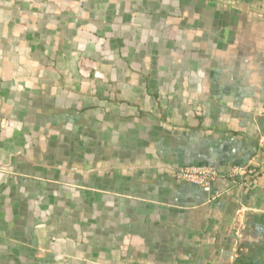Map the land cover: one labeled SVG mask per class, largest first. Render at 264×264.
<instances>
[{
  "label": "crops",
  "instance_id": "crops-1",
  "mask_svg": "<svg viewBox=\"0 0 264 264\" xmlns=\"http://www.w3.org/2000/svg\"><path fill=\"white\" fill-rule=\"evenodd\" d=\"M0 264H264V0H0Z\"/></svg>",
  "mask_w": 264,
  "mask_h": 264
},
{
  "label": "built area",
  "instance_id": "built-area-1",
  "mask_svg": "<svg viewBox=\"0 0 264 264\" xmlns=\"http://www.w3.org/2000/svg\"><path fill=\"white\" fill-rule=\"evenodd\" d=\"M259 172L252 166L231 167L227 173L232 181L241 179L243 183H250ZM221 176L220 170L216 166L209 165H189L179 168L176 171V178L182 181L193 182L205 189H210L214 182Z\"/></svg>",
  "mask_w": 264,
  "mask_h": 264
}]
</instances>
